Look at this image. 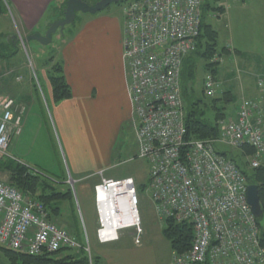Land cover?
Listing matches in <instances>:
<instances>
[{"label": "built area", "instance_id": "built-area-1", "mask_svg": "<svg viewBox=\"0 0 264 264\" xmlns=\"http://www.w3.org/2000/svg\"><path fill=\"white\" fill-rule=\"evenodd\" d=\"M203 2L134 0L124 7L123 63L133 110L131 128L138 158L149 165L150 199L161 227L168 220L193 227L190 250L173 252L171 264H264L261 230L248 203L246 179L216 149L217 144L234 150L248 146L255 151L249 158L251 167L264 165V76L258 81L260 97L243 101L235 117L220 123V138L186 140L181 72L196 50ZM220 91L221 83L207 74L205 95L212 98ZM25 113L15 98L0 94V160H17L9 150L22 133ZM100 176L94 187L98 242L115 243L130 232L140 247L145 232L136 181ZM0 247L32 257L83 251L92 264L87 236L81 243L49 218L41 202L1 179Z\"/></svg>", "mask_w": 264, "mask_h": 264}, {"label": "rangeland", "instance_id": "rangeland-1", "mask_svg": "<svg viewBox=\"0 0 264 264\" xmlns=\"http://www.w3.org/2000/svg\"><path fill=\"white\" fill-rule=\"evenodd\" d=\"M97 1L89 0L91 4H95ZM64 3L65 1L58 0L55 6L51 8L46 18L48 20L52 16V20H48V24L45 26L51 25L55 20H62L64 18L59 12L60 7L62 8ZM217 5L222 6L225 9V13H212L209 23L213 25L218 33V50L221 51L224 48L230 51L229 56L224 55V59L218 56L215 59L219 61L220 65L219 76L215 77L213 75L221 83V91L217 93L219 95L226 90L220 76L221 74L227 76L225 80L229 78L230 83L234 79L237 81L236 77H239L241 74V71H237L241 58H237L234 55L235 52L239 51V56H241V49H244L248 55L255 56L264 63V0H247L245 5L241 0H219ZM123 7L124 5L114 4L95 15L78 13L75 23L64 29L67 34L66 36H68V32L74 33L78 30L83 20L90 21L103 16L124 19ZM18 26V23L15 25L11 13L8 12L7 16L0 17V89L2 91L0 94L14 95L12 97L27 109L23 115L21 124L23 134L21 133L22 136L20 135L19 150L33 155L41 165L46 167L51 166L59 174L58 178L68 180L66 183L74 194V202L78 214L76 220L79 221V225H77L83 233L85 231L90 233L89 230L92 229L96 233V222L98 223L93 205V187L94 184L100 181L101 176L100 172L93 173L94 162L96 164L101 162L98 165L100 166L111 155L113 159L112 163L114 160L115 162L108 169L109 173L106 174V177L133 178L141 195L140 213L144 225L146 223L152 224L153 232H161V224L157 221L154 205L150 199L149 165L145 160L138 158V144L129 123L123 124L121 128L118 126L115 129L114 137L117 138L112 141L110 151L105 153L102 150V147L105 149L104 143L98 142L93 135L91 137L89 135L86 136L87 139L85 140L84 135L81 147L78 150V158L75 162L78 170L82 172V175H87V178L84 176L83 180L78 181V177L73 170L72 160L68 158L67 154L65 156L64 151L60 149L44 81L45 73H48L50 68L53 67L52 65L51 67L48 66V63L51 61L50 59L59 56L61 42L63 41L62 34L64 32L59 33L58 31L49 46H42L37 42L26 43L25 39L32 34L29 35L25 32L21 34L22 30L19 32ZM43 31L45 32L46 28ZM14 35L17 36L16 43H18V46L13 44L15 40L12 37ZM196 62V76H192L193 81L188 86H192L198 92L200 98H203L204 95H201L200 92L203 90V82L207 74H205L203 61L197 59ZM46 67H49V69H45ZM46 76L48 78V75ZM27 93L30 94V100H22L21 96ZM240 100L238 94L234 93V101L227 105L224 111L227 117L226 120L234 116L241 104ZM208 115L210 122L214 123V113L210 111ZM94 126L95 128L98 126V120H95ZM218 148L226 153L229 151L237 152L223 145H219ZM12 152L13 149L10 148L9 154L15 157V154L13 155ZM46 169L48 170L49 168ZM71 171H73V174ZM0 179L7 180L3 176H0ZM72 180L75 182L74 186L69 183ZM80 185L88 188L87 206H85L86 201L83 200V195L80 194ZM77 196L81 209L77 205ZM261 222L264 224L263 221ZM90 239V256L95 259L93 251L94 243L91 236ZM74 253L77 258L82 257L79 251H75ZM63 256L64 254L61 257ZM0 264H8L1 253Z\"/></svg>", "mask_w": 264, "mask_h": 264}, {"label": "crops", "instance_id": "crops-1", "mask_svg": "<svg viewBox=\"0 0 264 264\" xmlns=\"http://www.w3.org/2000/svg\"><path fill=\"white\" fill-rule=\"evenodd\" d=\"M57 1L5 0L15 25L16 23L19 25V32L22 30L21 34L25 32L29 35L35 34L33 32L42 35L46 33L50 25H45L48 24V20H52V16H49L48 20L46 17ZM246 1L243 2L244 5ZM124 23L125 18L103 16L95 20H83L81 27L74 33L68 32V36H66L65 30L63 31L59 56L53 57V63L48 64L50 67L52 64H61L65 79L72 91L71 99L54 103L52 90L46 76L47 72L44 75L55 123V134L61 151L63 150L65 156L67 154L68 158L72 160L73 170L78 181L83 180L84 176L87 178V175H82V172L78 170L75 162L84 135L85 140L86 136L93 135L98 142L104 143L105 149L102 147V150L105 153L110 151L112 141L117 138L114 137V132L118 126L121 128L123 124L129 123L131 128L133 110L123 63ZM229 54L227 55L229 56ZM239 54V51L234 53L237 58H241V63L238 64L239 69L237 68V71H241V76L236 77L238 82L234 79L230 83L229 78L225 80L227 76L224 74L220 76L226 89L235 90L233 95L237 93L242 103L245 100L260 97L258 81L260 77L264 76V63L259 58L248 55L244 49H241V56ZM222 58L224 59V55ZM45 69L48 70L49 67ZM29 95L28 93L23 94L21 99L28 101L30 100ZM235 116L236 113L232 117ZM95 120H98L96 128ZM21 136L14 138L10 146L13 149L12 154H15L14 158L57 180H62L58 178L59 174L51 166H43L33 155L19 150ZM112 160L110 155L109 159L100 166L98 165L101 162L98 164L94 162L93 173H103V177L107 179H120L112 176L106 177V174L109 173L108 169L115 162L114 160L112 163ZM71 173L73 174V171ZM63 180L66 179L63 178ZM98 183L94 184V187ZM80 186V194L83 195V200L86 201L85 206H87L88 188ZM76 200L78 208L81 209L78 196ZM93 205L95 208L94 202ZM77 215L74 199L62 204L61 222L63 226L78 236L81 243H85L86 236L89 242L90 236L92 237L97 264H171L173 250L162 234L161 225V232H153V225L149 223L144 225L143 221L145 235L140 247L134 244L130 232L123 234L118 242L103 245L98 242L94 229L89 230L90 233L86 231L83 233L78 227ZM96 227L98 228L97 222Z\"/></svg>", "mask_w": 264, "mask_h": 264}, {"label": "trees", "instance_id": "trees-1", "mask_svg": "<svg viewBox=\"0 0 264 264\" xmlns=\"http://www.w3.org/2000/svg\"><path fill=\"white\" fill-rule=\"evenodd\" d=\"M67 1L59 9L63 17ZM85 1L89 2V0ZM132 1L134 0L122 2L118 5H124L125 7ZM203 1L201 30L197 39L196 50L185 59L181 72L187 141H205L220 138V123L227 118L224 113L225 108L234 101L233 91L228 88L222 94L208 98L204 93L203 82V90L200 94L204 96L200 98L198 92L192 86H188L193 81L192 76H196L197 59L203 61L205 74L211 73L215 77H218L220 74V65L219 61L215 59L217 56L222 57L223 55L229 54L227 49L223 48L221 51L218 50V33L213 25L209 23L212 13L224 14L225 9L217 5L219 0ZM241 1L245 2L246 0ZM5 3L4 0H0V17L7 16L9 12L8 4ZM12 38L15 40L13 44L18 46V43H16L17 36L14 35ZM50 60L49 63H53L54 59L51 58ZM48 65L50 66V64ZM52 66L47 75L54 103L71 99L72 91L65 79L61 64L56 63L52 64ZM0 92H2L1 89ZM210 111L214 113V123H211L209 120L208 114ZM218 147L219 145L217 144L216 149L218 153L226 159L231 160L241 171L246 179L247 185L257 186L259 188L263 216L258 219V223L261 230V242L264 246V224L261 222H264V165L259 168L251 167L249 158H252L255 154V151L251 147L246 146L241 150H236L238 153L231 151L228 153L222 152ZM36 170L38 172H32L26 165L13 158L4 157L0 160V176L6 177V182L20 190L23 194L41 202L46 207L49 218L60 227L68 230L61 222V209L64 202L74 199L71 188L65 182L66 180H57L39 169ZM69 232L71 235L73 234L71 230ZM162 234L170 243L173 252L178 254L188 252L194 239L193 227L190 224H179L174 220H168L164 228H162ZM74 237L77 238L78 236L75 235ZM77 239L80 241L79 238ZM0 253L8 264H91L90 258L83 251H80L81 258H77L74 255L75 253L69 250H62L56 254L32 257L0 247ZM63 254L64 256L61 257ZM92 262L97 264L96 259L92 258Z\"/></svg>", "mask_w": 264, "mask_h": 264}, {"label": "water", "instance_id": "water-1", "mask_svg": "<svg viewBox=\"0 0 264 264\" xmlns=\"http://www.w3.org/2000/svg\"><path fill=\"white\" fill-rule=\"evenodd\" d=\"M129 0H99L95 4L86 2L85 0H68L64 11V18L62 20L54 21L44 35L35 33L26 38V43L37 42L42 46H49L54 38V35L59 31L63 33L64 29L75 23L78 13L95 15L104 11L114 4L127 2ZM248 203L256 218L260 219L263 216L259 188L257 186H248Z\"/></svg>", "mask_w": 264, "mask_h": 264}]
</instances>
